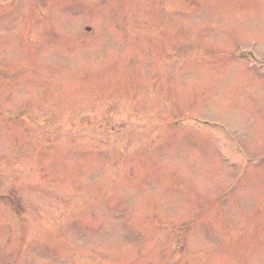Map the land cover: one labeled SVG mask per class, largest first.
I'll return each instance as SVG.
<instances>
[{"label":"rangeland","instance_id":"obj_1","mask_svg":"<svg viewBox=\"0 0 264 264\" xmlns=\"http://www.w3.org/2000/svg\"><path fill=\"white\" fill-rule=\"evenodd\" d=\"M0 248L264 264V0H0Z\"/></svg>","mask_w":264,"mask_h":264},{"label":"flooded vegetation","instance_id":"obj_2","mask_svg":"<svg viewBox=\"0 0 264 264\" xmlns=\"http://www.w3.org/2000/svg\"><path fill=\"white\" fill-rule=\"evenodd\" d=\"M8 202H14V201H8ZM29 245H31V244H27V246H29ZM18 246H22V245H18ZM15 252H16V250L4 252V249L0 248V264H16L13 261L9 260Z\"/></svg>","mask_w":264,"mask_h":264}]
</instances>
